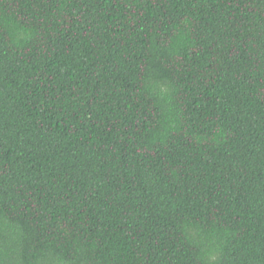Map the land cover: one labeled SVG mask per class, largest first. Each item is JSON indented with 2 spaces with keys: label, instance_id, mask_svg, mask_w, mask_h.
Returning <instances> with one entry per match:
<instances>
[{
  "label": "trees",
  "instance_id": "obj_1",
  "mask_svg": "<svg viewBox=\"0 0 264 264\" xmlns=\"http://www.w3.org/2000/svg\"><path fill=\"white\" fill-rule=\"evenodd\" d=\"M0 264H264V0H0Z\"/></svg>",
  "mask_w": 264,
  "mask_h": 264
}]
</instances>
